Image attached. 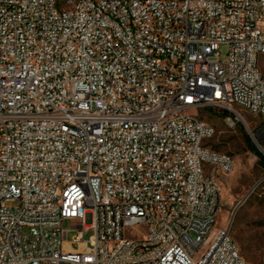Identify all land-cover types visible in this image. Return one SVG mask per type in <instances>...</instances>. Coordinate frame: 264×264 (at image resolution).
<instances>
[{"label":"built area","instance_id":"obj_1","mask_svg":"<svg viewBox=\"0 0 264 264\" xmlns=\"http://www.w3.org/2000/svg\"><path fill=\"white\" fill-rule=\"evenodd\" d=\"M68 3L0 0V264H244L231 223L214 231L234 160L188 112L264 153V0Z\"/></svg>","mask_w":264,"mask_h":264},{"label":"rangeland","instance_id":"obj_2","mask_svg":"<svg viewBox=\"0 0 264 264\" xmlns=\"http://www.w3.org/2000/svg\"><path fill=\"white\" fill-rule=\"evenodd\" d=\"M227 52L228 48L223 46L220 50L222 61L227 60ZM199 115L216 130L207 146L230 154L234 160L233 172L218 176L221 210L214 231L231 223V236L242 258L248 264H264V164L260 163V157L253 150L263 158L264 153L242 123L230 128L224 121V114L218 111L206 110ZM241 115L249 123L254 121L245 110ZM69 228V223L64 222L63 229L68 231ZM92 235V231L85 233L84 241L88 242ZM76 236V231H70L65 238L73 243L74 249L77 248Z\"/></svg>","mask_w":264,"mask_h":264},{"label":"bare ground","instance_id":"obj_3","mask_svg":"<svg viewBox=\"0 0 264 264\" xmlns=\"http://www.w3.org/2000/svg\"><path fill=\"white\" fill-rule=\"evenodd\" d=\"M77 10L76 0H69L68 4H63V11L65 13H72ZM107 32L111 37V43L114 45H122V37L119 34V28L114 25H107ZM262 57L264 62V50H262ZM234 110H245L250 114V107H242V103H234ZM200 111L188 112V120H201L204 124L207 123L200 117ZM216 113V112H215ZM243 115V114H242ZM187 111H178V119H186ZM227 125V124H226ZM234 170V163L232 164V171ZM203 179H210V169H203ZM65 184L64 182H57L53 186V200L64 199ZM99 196H106V189H99ZM215 200H221L220 189H214ZM51 211H58V202H51ZM107 250L115 251L114 239H107ZM244 264H248L244 260Z\"/></svg>","mask_w":264,"mask_h":264},{"label":"trees","instance_id":"obj_4","mask_svg":"<svg viewBox=\"0 0 264 264\" xmlns=\"http://www.w3.org/2000/svg\"><path fill=\"white\" fill-rule=\"evenodd\" d=\"M253 151H255L256 155L260 157V163L264 164V158L256 150Z\"/></svg>","mask_w":264,"mask_h":264}]
</instances>
